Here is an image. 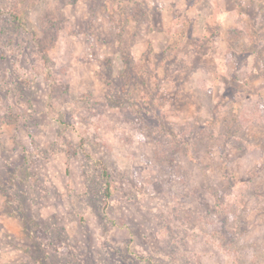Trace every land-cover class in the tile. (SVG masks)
Wrapping results in <instances>:
<instances>
[{
	"label": "rangeland",
	"instance_id": "1",
	"mask_svg": "<svg viewBox=\"0 0 264 264\" xmlns=\"http://www.w3.org/2000/svg\"><path fill=\"white\" fill-rule=\"evenodd\" d=\"M0 264H264V0H0Z\"/></svg>",
	"mask_w": 264,
	"mask_h": 264
},
{
	"label": "trees",
	"instance_id": "2",
	"mask_svg": "<svg viewBox=\"0 0 264 264\" xmlns=\"http://www.w3.org/2000/svg\"><path fill=\"white\" fill-rule=\"evenodd\" d=\"M103 178H105V179L109 178L108 173L105 169L103 170ZM109 188H110V185L108 184L107 188H106L107 196H110V189Z\"/></svg>",
	"mask_w": 264,
	"mask_h": 264
}]
</instances>
